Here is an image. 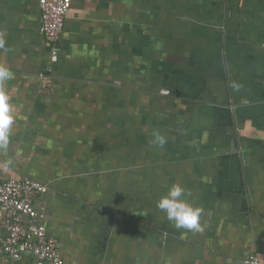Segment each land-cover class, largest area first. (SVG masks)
<instances>
[{
	"label": "crops",
	"instance_id": "0c3cea01",
	"mask_svg": "<svg viewBox=\"0 0 264 264\" xmlns=\"http://www.w3.org/2000/svg\"><path fill=\"white\" fill-rule=\"evenodd\" d=\"M41 22L38 0H0L14 116L0 181L48 187L33 204L63 264H264V0H72L53 65ZM177 70L195 99L172 93ZM219 103L225 138L206 134ZM173 184L202 232L156 207Z\"/></svg>",
	"mask_w": 264,
	"mask_h": 264
},
{
	"label": "built area",
	"instance_id": "2783aa9c",
	"mask_svg": "<svg viewBox=\"0 0 264 264\" xmlns=\"http://www.w3.org/2000/svg\"><path fill=\"white\" fill-rule=\"evenodd\" d=\"M72 0H38L41 11L40 33L49 52L50 64L59 58V41ZM48 191L46 185L24 179L0 181V264H24L32 255L34 264H63L58 240L47 233L44 215L33 200ZM244 264H261L251 256Z\"/></svg>",
	"mask_w": 264,
	"mask_h": 264
},
{
	"label": "clouds",
	"instance_id": "9594fccd",
	"mask_svg": "<svg viewBox=\"0 0 264 264\" xmlns=\"http://www.w3.org/2000/svg\"><path fill=\"white\" fill-rule=\"evenodd\" d=\"M12 76L13 73L6 66L0 65V85L10 80ZM8 100L9 97L0 88V151L2 152H6L8 149L10 133L14 124V116ZM153 137L150 143L154 146L163 148L167 143L166 137L158 131L153 133ZM185 195V189L181 185L173 184L167 194L156 202V207L165 214L167 220L175 228L195 233L202 232L204 230L201 224L203 209L193 207L184 199Z\"/></svg>",
	"mask_w": 264,
	"mask_h": 264
},
{
	"label": "water",
	"instance_id": "95a60500",
	"mask_svg": "<svg viewBox=\"0 0 264 264\" xmlns=\"http://www.w3.org/2000/svg\"><path fill=\"white\" fill-rule=\"evenodd\" d=\"M173 76H176L178 77V81L177 79L173 78L171 79L170 81V86H174V82L175 80L177 81V89L178 92H172L174 93V95L180 97V98H183V99H186L188 101H191V99H195L196 96L195 94H189L188 92H185L180 86H183L181 84V79L182 78H186L187 80H189V77L188 75H185L183 72L181 71H173L172 72ZM167 78L166 76H164V80H163V83H162V87H161V90H160V93L161 94H171V89L170 88H166L165 87V84H167ZM180 85V86H179ZM184 92H183V91ZM201 102H205V100L203 98L200 99ZM181 103H188L187 101H184L182 100ZM181 110L183 111V113L185 114V118H184V123L180 122L178 123L177 121V124L179 125V127H181V130L184 132L185 134V138H187V132L189 133V119H190V116L189 114L187 113L188 110H185V109H182ZM231 113H232V109H230V106L229 104H224V103H219L218 106H215L213 107V110H212V120L214 122L213 125H210L207 128L206 130V134H208V132L212 133V135H215V138H219V137H224L225 138V134L228 133L229 131H231V126H232V117H231ZM260 117V116H258ZM257 116H255L254 118H258ZM182 120V118H181ZM206 121V120H204ZM189 137V136H188Z\"/></svg>",
	"mask_w": 264,
	"mask_h": 264
}]
</instances>
